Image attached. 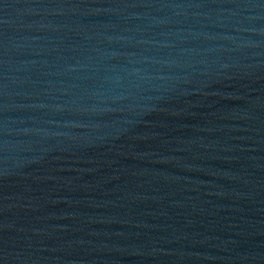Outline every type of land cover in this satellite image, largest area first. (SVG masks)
Returning <instances> with one entry per match:
<instances>
[{
  "label": "water",
  "instance_id": "95a60500",
  "mask_svg": "<svg viewBox=\"0 0 264 264\" xmlns=\"http://www.w3.org/2000/svg\"><path fill=\"white\" fill-rule=\"evenodd\" d=\"M179 0H0V175L112 54Z\"/></svg>",
  "mask_w": 264,
  "mask_h": 264
}]
</instances>
